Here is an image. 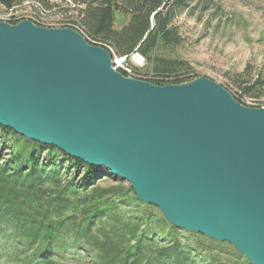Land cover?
<instances>
[{
	"label": "water",
	"instance_id": "water-1",
	"mask_svg": "<svg viewBox=\"0 0 264 264\" xmlns=\"http://www.w3.org/2000/svg\"><path fill=\"white\" fill-rule=\"evenodd\" d=\"M0 126L103 168L174 227L264 264V107L212 79L125 76L71 27L0 20Z\"/></svg>",
	"mask_w": 264,
	"mask_h": 264
},
{
	"label": "trees",
	"instance_id": "trees-1",
	"mask_svg": "<svg viewBox=\"0 0 264 264\" xmlns=\"http://www.w3.org/2000/svg\"><path fill=\"white\" fill-rule=\"evenodd\" d=\"M25 1L38 3L39 8H33L35 12L53 8L50 0H0V5L10 8ZM166 1L71 0V3L77 4L78 7L66 9L77 12L71 22L72 26H69L80 32L90 44L102 46L118 56L138 52L148 64L145 74H151L150 77L143 75L141 79L159 85L187 82L195 78L187 62L159 54V49L179 43L178 31L172 22L177 12L187 8L192 0H169L165 8L161 9ZM117 15L126 18V22L120 27H116L115 24ZM33 22L46 25L40 21ZM65 24L67 23L60 26ZM119 71L128 76L123 70ZM134 72L136 73V70ZM263 86L264 81L257 79L254 84L243 88V93ZM232 95L239 103L246 105L242 94ZM0 129L3 130L1 126ZM11 141V144H6L0 140V146L5 148L7 145L9 149L5 159L0 157V198L3 192L11 196L7 203L8 210L2 214L8 215L13 227L15 224L22 227V231L14 227L11 236L20 237L21 243L25 244L15 245L10 249L11 253H8L6 259L9 261L16 256V259H12V264H60L59 260L65 256L61 252L62 248L59 250L60 254L56 255L53 249L63 235L78 238L76 230L81 227L80 224L74 223L72 226L63 224L66 220L75 219L78 212L86 219L83 232L88 234L80 235L85 241V244L81 242V249L87 252V258H82V261L90 264H97L98 259L100 260L98 264H192L193 256L186 251L189 249L184 248L182 244L180 247L176 239L175 241L172 239V242L162 240L160 242L162 247L169 243V248L157 256L158 260L153 259L155 257L152 258L151 253L155 252L159 245V242L153 239L155 237L149 238L144 231L137 234L134 229L133 232H128L131 230L121 222L125 219L122 215L113 218L102 215L104 209L113 211L110 209L113 204L111 205L108 199L113 200L127 195L126 193L132 194L130 186L123 191L121 179L113 176L116 187L120 190L118 192L113 188L99 189L95 183L99 179L98 175L109 174L103 168L89 166L81 160L67 156L54 146L40 144L24 137L17 136ZM14 197L23 200L21 203L25 205L24 208ZM133 200L140 202L136 197ZM85 207H90V210L87 212ZM149 213L146 215L148 221L154 219L161 227L165 225L168 230H179L168 223L161 213L162 218L161 216L155 218L154 213ZM2 214L0 213V219L3 217ZM100 214L102 218H107L109 224H98L99 228L92 234L90 222ZM143 218L144 216H133L131 219L134 220L135 227H139L145 223ZM116 223L122 227H118ZM54 224H59V227ZM127 235L130 236L126 237ZM91 246L97 250L96 259L90 258L87 247ZM211 246L215 248L214 244ZM19 250H26L22 251L24 259H20L19 254H16ZM234 251L236 252L235 249ZM158 252L159 249L156 253ZM26 256L30 258H25ZM239 258L243 263L250 264L244 257ZM8 261L5 264H8ZM211 262L210 264H214Z\"/></svg>",
	"mask_w": 264,
	"mask_h": 264
},
{
	"label": "rangeland",
	"instance_id": "rangeland-1",
	"mask_svg": "<svg viewBox=\"0 0 264 264\" xmlns=\"http://www.w3.org/2000/svg\"><path fill=\"white\" fill-rule=\"evenodd\" d=\"M51 1L53 3V8L48 10L43 9L41 12L37 10V12H34L33 9L30 8V6L32 8L36 7L34 5L35 3L32 4L34 1H25L22 4H17L18 6L14 5L17 6L14 8L18 10L17 13L19 16L20 14H25L29 17H38L40 22L46 23L49 27H59L57 26L58 24L63 25L64 23L67 24L62 27H71V22L77 12L71 9L67 10L66 7H78L77 4L74 2V4H72L71 0H50V2ZM6 9V7L0 5V20L7 18L8 11H6ZM10 9H12V6ZM125 22V17L117 15L115 22L116 27H120ZM172 23L177 28L180 41L178 44H173V46L167 48L161 47L159 49V54L184 60L192 69L191 74H193L192 76H195V78L205 76L222 85L231 94H242L246 106L254 107V105H260V107H264V86L260 89H257V87L251 92L243 93V88H247L251 84H254V81L257 79L264 81V0H192L187 8L177 12ZM110 53L112 61L119 57L125 58L124 61H122L123 65L136 70V73H134L135 77L133 78L141 79L143 75L150 77L151 74H145L148 64L143 57L141 61H137L134 60L132 56H118L113 52ZM2 129L3 130L0 129V140L4 141L6 144H11V139L14 140L17 136L22 137L15 132V134H11L13 131L9 128L2 127ZM8 152L9 149L7 145L5 148L0 146L1 158L5 159L9 154ZM98 176L99 179L96 181L94 179L97 188L103 190L113 188L116 192L120 191L116 187V181H114L111 174L100 173ZM75 177L78 176L75 175ZM64 178L65 176H63V180ZM121 182L123 191L127 190L129 184L124 180ZM126 194L127 195L116 197L113 200L108 199L111 205L113 204L110 207L113 211L104 209L102 215L106 217L110 216L111 218L120 217V215H122L125 219L121 222L124 226L128 227V230H131L128 232H133L135 230L138 234L144 231V234L146 233L149 238L155 237L153 239L159 242L156 251L159 249V252L156 253L155 251L151 253L152 258L155 257L153 259H157V256L166 248H169V243H167L166 247H162L160 243L162 240L172 242V239H174L173 241L176 239L180 247L183 245L184 248L190 250L186 251L193 256L191 257L192 264H210L212 263L211 261H213L214 264H245L239 258L240 256L243 257V255L239 254L237 251L235 252L233 246L226 242H215L201 234H195L183 229L168 230L165 225L161 227L160 223L156 222L154 219L148 221L146 215H149V212L154 213L156 216L155 218L161 216L157 208L144 203L139 205L140 202L137 203L133 200L135 197L133 192L132 194ZM10 199L11 196L3 192L2 198H0L1 214L3 211L8 210L9 205L7 203ZM15 200L24 208L25 205L21 203L23 202L22 199L15 198ZM147 205H149V207ZM89 208L85 207L87 212L90 210ZM2 215L3 217L0 219V264H5L6 261H8V259H6L8 253H11L10 249L14 248L15 245L23 246L25 244L21 243L20 237L11 236L14 227L18 228V231H22V227L16 224L13 227V223L9 220L8 215H6V213ZM133 216H144L143 221H145V223H142L139 227H135L134 220L131 219ZM106 217L102 218L101 214L94 217L92 222H90L93 228L92 234L99 228L98 224H109ZM85 220L86 219L78 212L75 219L71 221L66 220L63 223L64 225L71 224V226L74 223H78L81 227L76 230L78 238L63 235V238L57 241L55 249H53L54 255L60 254L59 250L61 248L62 254L65 255L59 260L60 264H90L82 261V258H87V252L81 249V242L85 244V241L84 238L80 236L81 234L88 235L83 232ZM54 225L59 227V224ZM116 225L122 227L119 223H116ZM129 236L130 235H127L126 237ZM133 244L134 242H132V245ZM211 244H214L215 248L212 247ZM175 245L176 243H174L173 246ZM91 247H87L91 255L90 258L96 259L97 250L94 246ZM172 248L174 249V247ZM22 251L26 250H19L16 253L19 254L20 259H24V253H22ZM30 252H26V254ZM25 258L29 259L30 257L26 256ZM12 259H16V256L12 257L8 261V264H12ZM161 259H163V257ZM96 263H100V260L98 259Z\"/></svg>",
	"mask_w": 264,
	"mask_h": 264
},
{
	"label": "built area",
	"instance_id": "built-area-1",
	"mask_svg": "<svg viewBox=\"0 0 264 264\" xmlns=\"http://www.w3.org/2000/svg\"><path fill=\"white\" fill-rule=\"evenodd\" d=\"M8 9V16H7V20H3V21H7V22H11V23H15L19 20H22V19H29L28 17H16V10L15 8H7ZM14 9V10H13ZM35 23V22H34ZM59 27H62V26H59ZM129 56H132L134 60H139L141 61L143 58L142 56L138 53V52H133L131 53L130 55H128L127 57ZM125 58H122V57H119V58H116L115 60H113V66L114 68H116L117 70H123L126 75L130 76V77H135L134 75V69H131L129 68L128 66H124L123 65V62Z\"/></svg>",
	"mask_w": 264,
	"mask_h": 264
},
{
	"label": "bare ground",
	"instance_id": "bare-ground-1",
	"mask_svg": "<svg viewBox=\"0 0 264 264\" xmlns=\"http://www.w3.org/2000/svg\"><path fill=\"white\" fill-rule=\"evenodd\" d=\"M26 3H28V2H26ZM26 3H24V4H26ZM34 3H35V4H34ZM28 4H29V3H28ZM32 4H34L36 7H38V3L33 2ZM17 6H18V5H17ZM17 6H12V8L17 7ZM20 6H21V5H20ZM10 8H11V7H10ZM21 8H22V6H21ZM30 8L33 9L34 7L32 8V7L30 6ZM38 8H39V7H38ZM31 9H30V10H31ZM22 10H23V9H22ZM33 10H34V12H35V9H33ZM6 11H8V9H6ZM17 11H18V10H16V14H18ZM27 11H28V10H27ZM27 11H26V12H27ZM31 12H32V11H31ZM16 17H28L29 20H31L32 22H33V21H39V18H38V17H35V18H34V17H29V16H26L25 14H24V15L20 14V16H19V14H18V15H16ZM4 20H7V18L4 19ZM10 23H11V22H10ZM44 24H46V23H44ZM60 25H61V24H58L57 26H60ZM63 25H64V24H63ZM45 26H47V25H45ZM48 26H49V25H48ZM50 27H55V26H50Z\"/></svg>",
	"mask_w": 264,
	"mask_h": 264
}]
</instances>
